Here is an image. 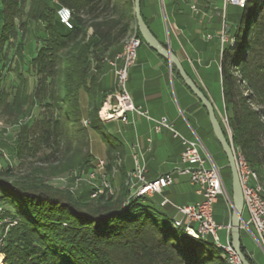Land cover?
<instances>
[{"label": "trees", "instance_id": "16d2710c", "mask_svg": "<svg viewBox=\"0 0 264 264\" xmlns=\"http://www.w3.org/2000/svg\"><path fill=\"white\" fill-rule=\"evenodd\" d=\"M60 7L73 13L71 30L59 23ZM237 9L228 18L227 41L221 44L222 101L233 147L264 183V0H246ZM0 22L1 56L5 44L21 38L19 61L10 70L18 85L11 88L13 93L0 91L1 104L5 95L10 98L1 109L16 119L34 100L43 99L62 117L61 122L54 120L51 112L40 128L37 123H23L15 157L32 158L40 147H56L62 158L52 155L51 160L62 162L59 173L83 170L94 161L90 145L91 134L96 133L106 144L110 173L124 154L123 146L108 133L96 108L84 112L81 96L88 92V78L90 83L94 79L93 67L97 74L105 59L121 52L132 33L141 39L133 0H0ZM31 23L42 31L43 39L26 61L23 40ZM31 77L34 86L29 92ZM84 118L89 120L87 126L82 124ZM61 143L64 149L59 151ZM43 160L49 162V156ZM43 172L38 168L20 181L0 177V201L11 206L18 219L1 250L4 264H229L211 239L188 237L173 228L172 220L148 198H131L126 178L112 197L91 199L89 191L76 199L70 192L47 187L36 176Z\"/></svg>", "mask_w": 264, "mask_h": 264}, {"label": "crops", "instance_id": "0c3cea01", "mask_svg": "<svg viewBox=\"0 0 264 264\" xmlns=\"http://www.w3.org/2000/svg\"><path fill=\"white\" fill-rule=\"evenodd\" d=\"M226 8L223 0L221 7L215 0H140L142 18L156 41L180 61L185 73L210 100L214 108L216 97L210 85L215 81L220 86L219 65L217 68L214 67L213 53L211 51L209 55V39H206V35L212 36L214 32L220 38L224 34L226 26L230 23ZM95 73L93 67L91 76L94 79L90 83L91 77L88 78V92L82 93L81 96L84 112L92 108L99 111L107 96L115 89V77L107 63L102 65L97 74ZM3 81L1 80L0 89L6 91V84ZM127 90L136 107L148 111L155 120L166 118L179 136L187 140H198L202 145V153H205L203 138L211 141L214 136L205 109L184 85L169 61L145 44L138 49L136 63L129 71ZM9 115V110L0 109V146L8 151L16 145L20 128L24 125L21 123L18 125ZM219 115L223 117L225 113L222 111ZM127 117L126 124L120 121L102 122L108 133L123 146L122 158L114 162L117 167H113L110 173L106 170L114 192L118 190L124 178L127 184L128 174L134 168L136 160L144 167V177L147 181L169 174L174 180L173 184L161 194H155L148 199L173 220L178 217L176 207L193 205L200 200L190 185L188 176L178 173L183 168L180 162L183 150L180 138H175L166 129L159 133L155 132L152 122L134 114H128ZM14 124L16 128L11 136L10 126ZM92 140L98 141L101 146H93ZM90 152L94 161L100 159L107 163L106 144L96 133L91 134ZM90 169L87 167L84 170ZM164 199L169 203L161 206L160 203ZM218 204L219 198L215 206ZM227 204L225 203V209L221 214L215 217L213 214L215 223L223 227L231 223L232 208ZM242 220L245 223L248 221L243 217ZM217 234L221 245L231 244L230 231L227 233L226 230H220ZM249 236L255 240L252 229L242 228L241 247L252 264H260L259 256L249 246ZM258 248L260 249L259 245Z\"/></svg>", "mask_w": 264, "mask_h": 264}, {"label": "built area", "instance_id": "2783aa9c", "mask_svg": "<svg viewBox=\"0 0 264 264\" xmlns=\"http://www.w3.org/2000/svg\"><path fill=\"white\" fill-rule=\"evenodd\" d=\"M223 1L224 7L228 5L243 7L246 3V0ZM56 14L61 25L68 30L73 28V13L69 8L60 7ZM221 37V43H223L224 34ZM206 39H211V36L206 35ZM141 45V39L134 32L126 38L121 52L112 58L105 59V63L112 68L115 77V89L107 96L104 105L99 109L98 118L103 123L120 121L126 124L128 123L127 115L134 114L152 122L155 132L159 133L166 129L175 138H180L183 147L180 162L183 168L178 173L188 176L189 183L195 189V193L200 197V200L193 205L176 207L179 218L172 220V227L183 231L188 237L196 240L210 238L217 247L222 249L228 263L239 264L231 245L229 243L221 245L217 234L220 230H226L229 233L230 225L227 227L217 225L213 219L214 206L217 204L218 198L225 197L228 199L219 168L211 159L201 154L203 149L198 140L184 139L174 131L166 118L155 120L149 115L148 111L136 107L132 103L127 90L128 76L130 69L136 63L137 52ZM222 122L226 125L228 137H231L226 115L222 117ZM82 124L87 126L89 120H84ZM233 153L243 194L244 209L249 216L243 228L253 230L255 241L264 254V183L260 181L258 174L250 169L238 149L233 147ZM105 168L106 161L99 159L90 171H86L87 179L90 182L94 183L96 180L101 182L100 185H93L91 198L103 196L106 192L113 193L105 178ZM73 176L76 178L77 173L74 172ZM173 181L172 176L169 174L147 181L144 177V167L136 160L134 168L128 174L127 185L131 198H150L155 194H161L173 184ZM168 203L169 201L164 199L160 205L164 206ZM228 206L232 208L230 200H228ZM2 213L3 209L0 207V216H2ZM6 235L7 233L0 232V245L2 247Z\"/></svg>", "mask_w": 264, "mask_h": 264}, {"label": "rangeland", "instance_id": "374dc122", "mask_svg": "<svg viewBox=\"0 0 264 264\" xmlns=\"http://www.w3.org/2000/svg\"><path fill=\"white\" fill-rule=\"evenodd\" d=\"M215 2L219 4V7H221V0H215ZM237 12H238V9L235 6L228 5L226 8V14L228 17L230 16L232 17L233 14ZM0 28H1V22H0ZM27 30L28 31L25 35V41L23 40V43H24L23 44L24 46L23 56L26 61L31 60L34 57L36 50L39 46L38 43H40V41L43 39L42 31L37 29L34 23H31L30 26L27 28ZM18 31H19L18 35H21V29H19ZM22 31H24V29H22ZM19 37L20 36H18V38H15V40H13L12 42L5 44L3 48L4 51L2 53V56L0 55V78L2 77V79H0V83H1V80L5 81V84H6L5 89L6 91H8V93H13L11 91V88L13 87V85H16V84L18 85V82L15 76L12 73H10V70L16 65V63L19 61V58H20L21 38ZM221 38L222 37L219 38V36L213 32L211 39L208 40V47L210 50L209 55L212 51L214 62H215V65H214L215 68H217V66L219 65L220 58H221V47H222ZM222 40H223V43H225L227 41V37L224 36ZM233 44L234 42L232 41L231 45ZM215 80H216V76H215ZM33 86H34V79L33 77H31L28 80V91L29 92L33 90ZM210 86H211V90L213 91L216 97V106L214 108L215 116L218 122H220V124L223 125L225 131L227 132L226 125H224V123L222 122V116L220 117L219 115L220 112L222 111L224 112L222 93H221V84L219 86L214 81ZM9 99L10 98L8 97V95L7 96L5 95V97H3V101H2L3 104H1L0 102V109L5 106L4 103L9 101ZM63 104H61L62 107H68L69 109L70 107L69 104H67L66 106L65 104L64 105ZM51 112L52 110L48 107L46 100H43V99H40L39 101L34 100L32 104L30 105V107L27 109L25 115L15 120L17 124L18 123L23 124L26 122L30 124L37 123L40 128L42 121L49 120L50 118L49 113ZM52 113H54V117H53L54 120L56 119L60 122L62 121V117H60L59 112L53 111ZM66 114L68 115L69 118L74 117L71 110H68ZM14 126L15 124L10 126L12 127V129L10 130L11 136L14 133V130L16 128ZM39 131L40 130L38 129L36 133ZM92 144L93 146H96V147L98 145L101 146V144L98 141L96 142V140L95 141L92 140ZM31 145L35 147L34 144H31ZM203 145L205 148V153H201V154L205 155L209 159H212L214 163L216 164V166L219 168L221 179L226 187V193H227V198H228L226 199L225 197H219V204L214 207L213 214L215 217L217 214H221L224 211L225 203L227 204L228 200L231 201V196H232L231 174L227 166L225 155L223 154L222 149L219 146L218 142L216 141L215 137L213 136L211 138V141L203 138ZM14 146L9 148V151L0 146V177L2 178H6L10 181H20L19 179L23 178L24 176L28 174H33L34 170L38 168L43 169L44 172L40 174H36V176L44 180L45 182L44 184L47 187H49L50 189L56 190V191H60V192H64V191L70 192L76 199L82 198L85 195H87V193L91 191V189L94 187L93 185L101 184L100 180H96L94 181V183L90 182L87 179L86 171L84 170L85 168H83V170L77 168V169L69 170L64 173H59L60 167L62 166V162L53 163L51 160L52 155H53V158L55 159L62 158L60 154H57L55 152V150H57L56 147H52L51 149L40 147V149L38 150V153L34 155V157L32 158L24 157L22 158V160H20L17 157H15ZM63 149H64V144L61 143L59 151H62ZM102 155H103V152H101V156ZM48 156H49V160H48L49 162L44 161L43 159H46ZM7 157L9 159H7ZM95 164H96V161H93L92 165L89 168H93ZM74 172L77 173L76 178H74L73 176ZM105 178H106V181L110 184L113 193L109 194V192H106V194L103 195V198L112 197L116 192H114L115 190L112 186L111 180L108 174L106 173V168H105ZM91 199H96V198H91ZM158 199L159 198L156 196V200ZM178 203L181 204L180 202ZM0 207L3 209L2 216H0V232L7 233L8 235L9 230L16 225L18 219L15 218L14 209L8 204H5L0 201ZM242 217L246 220H248L249 218L248 213L245 209L243 210ZM171 228H172L171 225L167 226L168 230ZM7 235L4 240V245L7 239ZM249 246L252 249V251L257 253V255L259 256V263L264 264V255L261 252V250L258 248V245L256 244L255 240L251 236H249ZM3 247L0 245V258L2 259L1 261L2 264H4V254L3 252H1Z\"/></svg>", "mask_w": 264, "mask_h": 264}, {"label": "water", "instance_id": "95a60500", "mask_svg": "<svg viewBox=\"0 0 264 264\" xmlns=\"http://www.w3.org/2000/svg\"><path fill=\"white\" fill-rule=\"evenodd\" d=\"M237 7V6H235ZM241 8V7H239ZM133 17L138 29L139 35L143 40L144 44L147 45L151 50H153L158 55L167 59L169 63L176 69L179 77L183 81L184 85L191 91V93L198 99L202 107L205 109L209 123L213 132V135L222 149L225 155L227 166L231 174V205H232V215L230 223V235H231V248L234 251L239 264H250L246 255L241 250V238L240 231L245 225L242 220V214L244 210V200L241 189V184L235 164V158L233 153V144L231 137H226L220 123L218 122L214 107L210 100L202 93V91L196 86L192 79L185 73L180 61L163 45L156 41L155 37L151 33L149 27L144 22L141 10H140V0H133ZM165 206V205H164ZM179 215L177 218L178 219ZM222 250V249H221Z\"/></svg>", "mask_w": 264, "mask_h": 264}, {"label": "bare ground", "instance_id": "6f19581e", "mask_svg": "<svg viewBox=\"0 0 264 264\" xmlns=\"http://www.w3.org/2000/svg\"><path fill=\"white\" fill-rule=\"evenodd\" d=\"M1 261H2V259L0 258V264H2Z\"/></svg>", "mask_w": 264, "mask_h": 264}]
</instances>
